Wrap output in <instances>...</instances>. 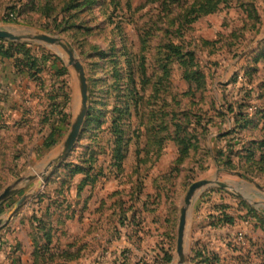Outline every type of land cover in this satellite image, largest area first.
Masks as SVG:
<instances>
[{
  "label": "rangeland",
  "instance_id": "374dc122",
  "mask_svg": "<svg viewBox=\"0 0 264 264\" xmlns=\"http://www.w3.org/2000/svg\"><path fill=\"white\" fill-rule=\"evenodd\" d=\"M0 30L36 76L0 79V264H178L203 181L183 264H264V0H0Z\"/></svg>",
  "mask_w": 264,
  "mask_h": 264
},
{
  "label": "water",
  "instance_id": "95a60500",
  "mask_svg": "<svg viewBox=\"0 0 264 264\" xmlns=\"http://www.w3.org/2000/svg\"><path fill=\"white\" fill-rule=\"evenodd\" d=\"M0 40L19 41L20 37L11 32L0 30ZM33 41L43 42L51 46L59 45V42L56 38L48 37V36H34ZM67 55H68V65L72 66L79 74L82 110L80 114L78 115V117L76 118L74 125L72 126L71 132L65 143V152H64V155H62V158L65 156V154H67L73 148L74 144L76 143L80 135L82 124H83L84 117H85V110L87 109V101H88V84H87V79L85 76L83 65L77 59V57H75L72 51H68ZM20 182L21 181H18L14 186L19 184ZM210 185L211 183L208 181L195 183L189 188L188 193L185 197V201H184L185 207L181 210V213H180L179 226H178V232H177V255L179 257L178 264H183L185 261L183 246H184V239H185L186 223H187V218L189 216V211L191 208L192 201L199 191H201L203 188L210 186ZM13 187H8L0 195V204L4 202L6 199H8L15 192V189H13ZM220 187L225 188V189L229 187H233L234 190H237V187L229 186L226 184H221Z\"/></svg>",
  "mask_w": 264,
  "mask_h": 264
},
{
  "label": "crops",
  "instance_id": "0c3cea01",
  "mask_svg": "<svg viewBox=\"0 0 264 264\" xmlns=\"http://www.w3.org/2000/svg\"><path fill=\"white\" fill-rule=\"evenodd\" d=\"M4 71H6V74H4ZM22 78L23 80H26L23 78V76H20L16 73L14 69L13 62L11 60H1L0 61V79L3 81H6L7 84L14 87L15 81L17 79ZM26 119L20 118V121H17L14 126H21L24 124Z\"/></svg>",
  "mask_w": 264,
  "mask_h": 264
},
{
  "label": "trees",
  "instance_id": "16d2710c",
  "mask_svg": "<svg viewBox=\"0 0 264 264\" xmlns=\"http://www.w3.org/2000/svg\"><path fill=\"white\" fill-rule=\"evenodd\" d=\"M0 59L1 60H10L12 59L13 61H16L17 59L14 58V56H12L10 54V51L5 48L4 46H1L0 45ZM17 64L14 63V69L16 71V73L20 76H23L24 75H28L30 79H34L35 80V77L34 74H33V66L34 64H29L28 62H25L24 64H22V67H18V65L16 66ZM23 73V74H22ZM33 80V81H34ZM50 142L46 145V147H50L54 144V139L53 137H50Z\"/></svg>",
  "mask_w": 264,
  "mask_h": 264
}]
</instances>
